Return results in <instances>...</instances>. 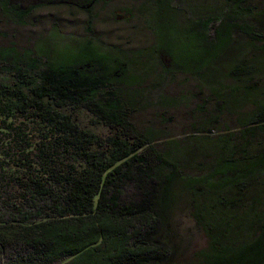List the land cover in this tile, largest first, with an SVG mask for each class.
<instances>
[{
	"label": "trees",
	"instance_id": "trees-1",
	"mask_svg": "<svg viewBox=\"0 0 264 264\" xmlns=\"http://www.w3.org/2000/svg\"><path fill=\"white\" fill-rule=\"evenodd\" d=\"M99 1L0 0L5 25L67 4L91 32L64 48L0 35V264H168L182 204L207 263L264 264V0H149L155 43L130 57L94 35ZM180 74L209 94L173 135ZM227 112L236 129L208 137Z\"/></svg>",
	"mask_w": 264,
	"mask_h": 264
},
{
	"label": "rangeland",
	"instance_id": "rangeland-1",
	"mask_svg": "<svg viewBox=\"0 0 264 264\" xmlns=\"http://www.w3.org/2000/svg\"><path fill=\"white\" fill-rule=\"evenodd\" d=\"M186 1L190 8L197 11L201 10L205 4L212 6L219 2V0ZM255 2L257 3V0ZM151 8L154 12L156 6L150 4L149 0H112L107 3L99 1L91 13V27L94 35L108 47H117L126 51L128 57L133 56V54L143 50L144 47L154 46L155 37L149 24L152 21ZM88 19L85 12L67 4L58 7H45L30 16L25 27H14L13 24L5 25V23L0 22V35L2 31H6L9 36L15 34L19 45L26 47L46 34L48 35L45 36V39L53 41L55 36L51 33L54 31L58 33L57 39L55 38L56 41H63L59 47L64 48V43L67 42L69 45L71 43L69 39L72 37L84 39L91 35V32L87 30ZM209 34L213 36V30H210ZM60 35L65 37L66 42L60 39ZM2 40L6 42V39ZM157 72H153L154 75L149 76L148 80L155 79L154 76L156 77L155 73ZM169 80L172 81L168 87L167 95L181 101L177 107H171L169 111L166 109L168 121L162 123H167L171 127L173 135H180L182 132L191 130V126L196 121H202L199 115L196 119L197 111L193 109L201 104V99L207 98L209 92L206 88L199 90L203 87L200 81L188 75L180 74ZM213 106V103H209L207 109L212 110ZM153 113L152 109L147 110L146 115L145 113L141 114L142 119L150 118ZM219 123V129L214 128L215 125L209 127L213 129V132L206 133L208 137L222 135L227 128L236 129L235 116L229 115V112L220 115ZM202 130L206 131L205 128ZM173 230L175 254L168 264H209L204 256L205 253L211 252L209 237L195 222L190 209L183 204L174 214Z\"/></svg>",
	"mask_w": 264,
	"mask_h": 264
}]
</instances>
